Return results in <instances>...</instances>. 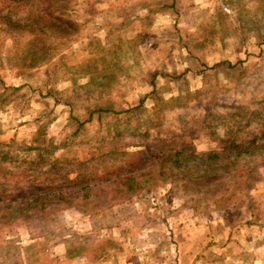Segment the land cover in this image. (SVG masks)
I'll use <instances>...</instances> for the list:
<instances>
[{"label":"rangeland","instance_id":"rangeland-1","mask_svg":"<svg viewBox=\"0 0 264 264\" xmlns=\"http://www.w3.org/2000/svg\"><path fill=\"white\" fill-rule=\"evenodd\" d=\"M47 14L71 25L28 65ZM7 19L0 264H264V0H0Z\"/></svg>","mask_w":264,"mask_h":264},{"label":"trees","instance_id":"trees-1","mask_svg":"<svg viewBox=\"0 0 264 264\" xmlns=\"http://www.w3.org/2000/svg\"><path fill=\"white\" fill-rule=\"evenodd\" d=\"M2 19H4L5 17L2 16ZM35 19L33 21H31L30 26L27 23V26L31 27V39L29 40V42H27V45H25V49L24 52L22 53V57L23 60L26 62H29L28 65H36L38 64L37 62H39V53L42 52L43 50V46L42 45H34V40L36 39V34H42V33H50L49 30L51 31H59L60 33L63 32H67V29L70 27L71 23L69 20L62 18L61 15H51V14H47V15H40V16H35ZM0 23L3 24H7L9 26H13V27H18L20 24L11 21L10 19H7L6 21H1ZM33 25V26H31ZM100 60H103V58L105 59V57L102 55L100 57H97ZM91 61H96V59H89ZM86 63V68H87V73L89 74V80L93 81V76L91 75L92 70L91 68H96L95 64L93 63ZM110 62H113L111 59L109 60ZM101 110V109H100ZM91 118V113H89L86 117V119H90ZM162 152H157V151H153V158H157V154L161 155ZM173 155L172 157L174 158V161L178 160V155H180L182 152L180 151H173ZM193 153H189L188 157H194L192 155ZM197 157H201L202 159H208L211 157H215V152H202L200 154H196ZM39 161H42V158H39ZM158 163L160 161L155 160ZM129 177V176H127ZM50 178V177H48ZM99 185V184H98ZM23 194V193H22ZM22 197V196H21ZM50 199H54L57 201H64L65 200V193L61 192L60 190H54V188H50L47 191L45 190H41L39 192H34V193H30L28 195H26V197H24V199H22V203L26 204L29 207H35L38 206L39 208H44L45 205L47 204V202ZM20 202V203H21ZM7 205H10V203H7ZM18 206V205H17ZM17 206H13V207H17ZM10 207V206H9ZM26 208V207H24ZM22 208V209H24ZM6 212V211H5Z\"/></svg>","mask_w":264,"mask_h":264}]
</instances>
